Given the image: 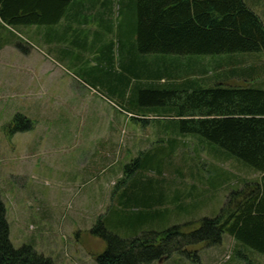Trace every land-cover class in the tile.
Masks as SVG:
<instances>
[{"label":"rangeland","instance_id":"1","mask_svg":"<svg viewBox=\"0 0 264 264\" xmlns=\"http://www.w3.org/2000/svg\"><path fill=\"white\" fill-rule=\"evenodd\" d=\"M245 1L264 21V0ZM129 20L127 8L123 19V0H70L57 24L8 25L0 19V189L10 240L54 264H98L110 245L108 231L130 234L111 225L93 229L101 216L110 222L111 213L122 211L123 186L116 183L126 165L140 151L169 147L157 122L168 119L151 113L147 125L141 114L132 120L129 98L123 101L100 82L111 53L114 72H123L117 31ZM148 61L169 73L159 84L187 78L207 86L264 88V51ZM17 114L25 119L14 122ZM165 159L162 176L153 170L146 175L164 178L167 187L157 191L166 194L169 212L146 223L141 234L214 217L233 191L264 182L261 172L199 135L177 137ZM187 249L190 256L174 252L149 264H264V254L229 234Z\"/></svg>","mask_w":264,"mask_h":264},{"label":"trees","instance_id":"2","mask_svg":"<svg viewBox=\"0 0 264 264\" xmlns=\"http://www.w3.org/2000/svg\"><path fill=\"white\" fill-rule=\"evenodd\" d=\"M69 1L0 0V19L8 25L57 24ZM126 8L130 20L117 31L123 72H114L111 53L109 72L100 82L123 101L129 98V110L135 111L132 120L141 114L145 117L140 120L147 125L151 113L168 119L157 122L170 140L169 147L155 153L152 149L140 151L126 165L124 176L116 183L123 186L122 211L111 213L110 222L101 216L93 232L101 225L108 229L111 225L130 234L119 237L105 228L110 245L97 256L98 264H149L174 252L190 256L189 245L205 242L209 246L218 243L223 234L264 254V182L233 191L214 217L141 234L146 223L169 212L166 203L170 201L160 191L166 186L162 185L164 178L154 180L146 171L164 174L165 157L172 155L177 137L199 135L264 175V88L252 84L207 86L187 78L159 84L169 73L156 69L149 57L264 51L262 17L245 0H123V19ZM132 80H136L134 85ZM22 116L17 114L14 122ZM28 122L31 128V120ZM195 222L198 226L185 229ZM0 264H54L31 246H13L1 189Z\"/></svg>","mask_w":264,"mask_h":264},{"label":"water","instance_id":"3","mask_svg":"<svg viewBox=\"0 0 264 264\" xmlns=\"http://www.w3.org/2000/svg\"><path fill=\"white\" fill-rule=\"evenodd\" d=\"M161 261V260H160Z\"/></svg>","mask_w":264,"mask_h":264}]
</instances>
